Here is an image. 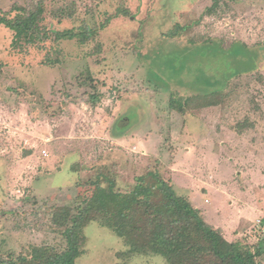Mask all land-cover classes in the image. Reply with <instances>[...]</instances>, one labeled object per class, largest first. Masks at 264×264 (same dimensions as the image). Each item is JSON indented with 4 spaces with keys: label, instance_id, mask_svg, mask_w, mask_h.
<instances>
[{
    "label": "rangeland",
    "instance_id": "374dc122",
    "mask_svg": "<svg viewBox=\"0 0 264 264\" xmlns=\"http://www.w3.org/2000/svg\"><path fill=\"white\" fill-rule=\"evenodd\" d=\"M41 1L50 30L110 22L85 44L51 39L42 48L13 47V32L0 25V258L22 253L36 264L60 239L52 207L74 205L78 175L113 162L124 187L157 160L176 191L220 226L223 250L237 239L253 250L264 244L256 228L264 217V0H219L214 9V0H0V15ZM71 3L73 16L59 15ZM239 46L244 67L229 57ZM87 71L101 93L95 105ZM211 82L222 88L216 104L171 105ZM83 234L74 264H167L160 254L118 257L124 239L97 221Z\"/></svg>",
    "mask_w": 264,
    "mask_h": 264
},
{
    "label": "trees",
    "instance_id": "16d2710c",
    "mask_svg": "<svg viewBox=\"0 0 264 264\" xmlns=\"http://www.w3.org/2000/svg\"><path fill=\"white\" fill-rule=\"evenodd\" d=\"M218 3L219 0H214L210 8L214 9ZM42 4L41 1L32 8L16 4L10 9L14 16L0 15V25L13 32V47L33 45L42 48L43 43L51 39H76L85 44L110 22L108 18L97 28L84 24L78 28L50 30L42 24L46 17V7ZM74 10V3L57 8L62 17L73 16ZM238 56L240 65L244 67L242 62L246 61L248 55L242 46L234 48L229 54L235 59ZM51 62L50 54L47 53L46 63ZM242 67L237 69V73L243 72ZM85 79L90 82L87 99L95 105L101 93L89 71ZM211 84L202 94L191 95L180 101L172 98L171 105L184 111L200 105L204 98L209 104H216L222 88ZM244 126V123L238 124L236 129L241 130ZM157 163L156 160L153 166H147L144 172L134 176L132 183L124 187L118 184L114 162L92 166L87 178L79 174L75 184L74 205L52 207L50 221L56 233L59 229V242L43 246L47 254L38 258L36 264H74L84 251L83 228L91 221L110 227L124 239L128 248L116 253L120 258L124 255L129 258L135 254H160L167 264H256L257 258L264 253L263 239L256 242L254 250L253 245L238 239L228 243L223 250L225 242L221 229L205 220L190 195L176 191L172 179L163 173ZM78 165L74 163L72 166L81 172L77 169L81 168ZM27 261L22 253L16 257L0 258V264H24Z\"/></svg>",
    "mask_w": 264,
    "mask_h": 264
},
{
    "label": "built area",
    "instance_id": "2783aa9c",
    "mask_svg": "<svg viewBox=\"0 0 264 264\" xmlns=\"http://www.w3.org/2000/svg\"><path fill=\"white\" fill-rule=\"evenodd\" d=\"M43 154L46 155V151H43ZM256 228L259 229L261 234L264 233V217L256 219Z\"/></svg>",
    "mask_w": 264,
    "mask_h": 264
},
{
    "label": "crops",
    "instance_id": "0c3cea01",
    "mask_svg": "<svg viewBox=\"0 0 264 264\" xmlns=\"http://www.w3.org/2000/svg\"><path fill=\"white\" fill-rule=\"evenodd\" d=\"M216 227H220V226H217V225H216ZM225 227H227V222H224V224H223V227H222V228L226 229Z\"/></svg>",
    "mask_w": 264,
    "mask_h": 264
}]
</instances>
